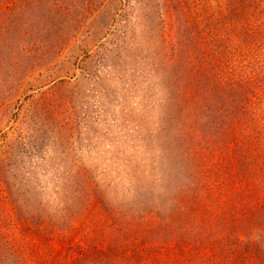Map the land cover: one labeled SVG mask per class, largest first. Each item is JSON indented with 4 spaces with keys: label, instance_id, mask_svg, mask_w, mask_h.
Wrapping results in <instances>:
<instances>
[{
    "label": "rangeland",
    "instance_id": "rangeland-1",
    "mask_svg": "<svg viewBox=\"0 0 264 264\" xmlns=\"http://www.w3.org/2000/svg\"><path fill=\"white\" fill-rule=\"evenodd\" d=\"M0 264H264V0H0Z\"/></svg>",
    "mask_w": 264,
    "mask_h": 264
}]
</instances>
